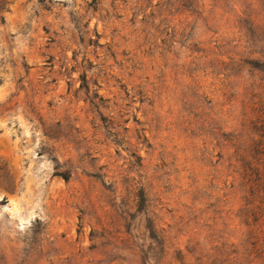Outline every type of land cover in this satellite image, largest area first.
Wrapping results in <instances>:
<instances>
[{
  "label": "rangeland",
  "instance_id": "obj_1",
  "mask_svg": "<svg viewBox=\"0 0 264 264\" xmlns=\"http://www.w3.org/2000/svg\"><path fill=\"white\" fill-rule=\"evenodd\" d=\"M5 2L0 264H264V0Z\"/></svg>",
  "mask_w": 264,
  "mask_h": 264
},
{
  "label": "trees",
  "instance_id": "obj_2",
  "mask_svg": "<svg viewBox=\"0 0 264 264\" xmlns=\"http://www.w3.org/2000/svg\"><path fill=\"white\" fill-rule=\"evenodd\" d=\"M5 3H6L5 0H0V24L4 22V16L1 13L5 9ZM246 168L248 169L246 175L249 176V180L254 182L260 179V174L257 172L255 167L250 166V164H246Z\"/></svg>",
  "mask_w": 264,
  "mask_h": 264
}]
</instances>
